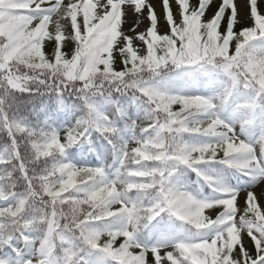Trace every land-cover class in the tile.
Segmentation results:
<instances>
[{
	"label": "snow or ice",
	"instance_id": "snow-or-ice-1",
	"mask_svg": "<svg viewBox=\"0 0 264 264\" xmlns=\"http://www.w3.org/2000/svg\"><path fill=\"white\" fill-rule=\"evenodd\" d=\"M0 264H264V0H0Z\"/></svg>",
	"mask_w": 264,
	"mask_h": 264
},
{
	"label": "rangeland",
	"instance_id": "rangeland-1",
	"mask_svg": "<svg viewBox=\"0 0 264 264\" xmlns=\"http://www.w3.org/2000/svg\"><path fill=\"white\" fill-rule=\"evenodd\" d=\"M241 3V0H238V4ZM157 12L160 14V8L159 5H157ZM137 17L132 14L131 11H129L127 22L125 24V29L131 28V26L135 23ZM148 20L143 19L142 23H140L139 27L136 29L137 31H143L148 26Z\"/></svg>",
	"mask_w": 264,
	"mask_h": 264
}]
</instances>
